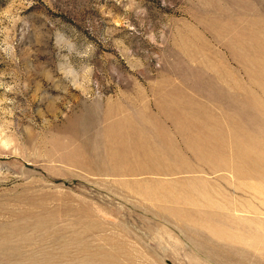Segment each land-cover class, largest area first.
<instances>
[{"label": "rangeland", "instance_id": "obj_1", "mask_svg": "<svg viewBox=\"0 0 264 264\" xmlns=\"http://www.w3.org/2000/svg\"><path fill=\"white\" fill-rule=\"evenodd\" d=\"M0 264H264V0H0Z\"/></svg>", "mask_w": 264, "mask_h": 264}]
</instances>
